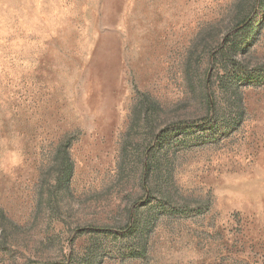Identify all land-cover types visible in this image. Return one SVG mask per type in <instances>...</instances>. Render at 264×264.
<instances>
[{"label":"rangeland","instance_id":"1","mask_svg":"<svg viewBox=\"0 0 264 264\" xmlns=\"http://www.w3.org/2000/svg\"><path fill=\"white\" fill-rule=\"evenodd\" d=\"M0 264H264V0H0Z\"/></svg>","mask_w":264,"mask_h":264},{"label":"trees","instance_id":"2","mask_svg":"<svg viewBox=\"0 0 264 264\" xmlns=\"http://www.w3.org/2000/svg\"><path fill=\"white\" fill-rule=\"evenodd\" d=\"M207 122H208V121H207ZM204 125H207V124H204ZM176 127H177V128H178V127L180 128L181 126L179 125V126H176ZM176 127H175V128H176ZM184 127H187V126H184ZM171 130H172L171 128H168V129H166L163 133L166 134V133H168V131H171Z\"/></svg>","mask_w":264,"mask_h":264}]
</instances>
